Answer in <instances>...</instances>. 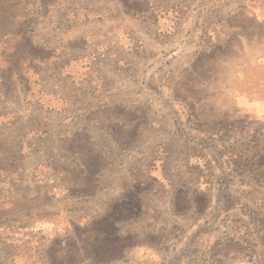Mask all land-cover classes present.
<instances>
[{
    "label": "rangeland",
    "instance_id": "obj_1",
    "mask_svg": "<svg viewBox=\"0 0 264 264\" xmlns=\"http://www.w3.org/2000/svg\"><path fill=\"white\" fill-rule=\"evenodd\" d=\"M4 6L0 264H264V0Z\"/></svg>",
    "mask_w": 264,
    "mask_h": 264
},
{
    "label": "crops",
    "instance_id": "obj_2",
    "mask_svg": "<svg viewBox=\"0 0 264 264\" xmlns=\"http://www.w3.org/2000/svg\"><path fill=\"white\" fill-rule=\"evenodd\" d=\"M146 1L152 2L153 0H146ZM134 172H135V170H134ZM100 174H101V170H98L96 172L97 177L101 176ZM67 188H68L67 186H65L63 188L65 190L64 192H67ZM101 188H102V186H97L90 193L92 195H96L97 200L102 202V204H105V193L102 192ZM56 190H62V189L57 187ZM119 190H120V191H118L119 195L117 197H114L113 199H110L107 204L109 205L110 202H112L113 204L122 203L125 200H127V198H125V196H124L126 193L135 194L136 195V201L138 202V205H139L138 209H137L138 213L136 214V216H129L128 218L106 217V212H107L106 210L108 208L107 207V208H103L102 213L98 214L97 217L95 218V220L99 224H102V225H105L106 223L112 224L115 227V230H114L115 235L114 236L118 235V237L120 239H122L127 234H129L130 236H132L134 238V240L136 241V244L133 245V248L128 249L127 251L123 252V254H120L119 256H117L116 257L117 259L114 257V259H116V260H113L110 263L125 264V263H122L121 261L124 258L130 257V258H134L133 259L134 261L132 260V262L130 264H147L148 262H150L149 253H146V255H144L143 258H142V256H139L138 253L139 252L145 253V252L149 251V248L152 249L151 248L152 246H150L151 244L144 240V238L142 237L143 234L140 233V229L136 228L135 231H133V230L127 231V230L122 229V227L125 224H128V225L129 224H132V225L140 224L141 219H142L141 213L146 209L145 208L146 203L144 201L145 195L148 193L159 194L163 190L167 191V188H166V186H157V185L150 186V187L144 186V185L143 186L132 185L129 187L120 188ZM182 195H184V192H182ZM148 210L152 211L153 209H148ZM93 220H94V218H91V223L88 222V225H91ZM97 240H99V237ZM235 251L238 255L241 254L240 251H237V250H235ZM249 262H250V264H253L251 261H249ZM106 264H109V263L106 262Z\"/></svg>",
    "mask_w": 264,
    "mask_h": 264
},
{
    "label": "trees",
    "instance_id": "obj_3",
    "mask_svg": "<svg viewBox=\"0 0 264 264\" xmlns=\"http://www.w3.org/2000/svg\"><path fill=\"white\" fill-rule=\"evenodd\" d=\"M1 11H0V16H5L4 14H6L5 12H6V7L4 6V7H2L1 9H0ZM10 15H8V17H9ZM8 17H5V18H7L8 19ZM27 37H26V35H23L22 36V39H26ZM26 45H30V40H28L27 39V44ZM18 53V50H15V53L14 54H17Z\"/></svg>",
    "mask_w": 264,
    "mask_h": 264
},
{
    "label": "clouds",
    "instance_id": "obj_4",
    "mask_svg": "<svg viewBox=\"0 0 264 264\" xmlns=\"http://www.w3.org/2000/svg\"><path fill=\"white\" fill-rule=\"evenodd\" d=\"M153 258H155V257H153Z\"/></svg>",
    "mask_w": 264,
    "mask_h": 264
}]
</instances>
